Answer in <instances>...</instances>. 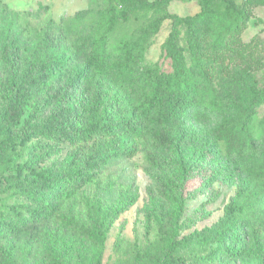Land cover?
<instances>
[{
  "label": "trees",
  "instance_id": "trees-1",
  "mask_svg": "<svg viewBox=\"0 0 264 264\" xmlns=\"http://www.w3.org/2000/svg\"><path fill=\"white\" fill-rule=\"evenodd\" d=\"M171 1L106 0L99 8L85 11L75 30L50 18L43 26L32 29L29 40L23 39L17 29V11L11 10L2 17L0 60L7 65L10 86L19 92V103L29 102L44 86L50 87L54 90L50 98L60 96L59 108L43 122L50 125L48 128L58 127L59 140L88 147L83 165L67 178L68 192L93 182V177L109 162L130 158L139 150L148 163L157 165L173 143L197 146L209 158L217 154L240 158L255 148L256 124L252 112L232 93L233 76H225L234 111L227 116L223 99L216 93L214 70L206 57L214 58L220 51L228 50L252 3L205 0L196 13L179 15L167 9ZM0 8L8 10L2 0ZM164 22L169 23V28L159 44L158 59L148 61L151 38ZM210 23L221 26L210 31ZM227 50L225 63L229 64L236 50ZM79 56L83 64L74 70ZM248 70L241 67L239 73L243 75ZM134 76L137 96H127L119 103L114 84ZM263 88L253 86L254 100L259 101ZM77 89L81 90L80 100L73 102L70 97ZM50 98L48 103L52 102ZM113 99L118 102L115 111ZM197 107L219 112L211 140L185 126L189 110ZM4 154L6 159L0 160V184L7 178L6 170L13 168L9 152ZM17 170L22 172L21 168ZM249 172L251 179L238 185L216 228L198 237L199 246L208 247V251L199 254L202 250L194 247L188 251L190 257L211 259L219 245L232 252L229 239H237L250 230L260 250L258 264H264V164L257 163ZM27 174L40 184L27 193V206H11L0 214V244L9 242L11 252V237L25 236L26 246L31 247L32 239L39 234L38 224L53 215L50 198L43 193L51 183L50 174L35 168L27 169ZM193 175L194 169H189L181 178ZM177 176L180 178V172ZM147 217L151 224V215ZM62 254L55 255L58 263ZM168 257V264H177L175 257L183 255L171 248ZM78 259L82 258L75 257L76 262ZM73 263L74 259L70 264Z\"/></svg>",
  "mask_w": 264,
  "mask_h": 264
},
{
  "label": "rangeland",
  "instance_id": "rangeland-1",
  "mask_svg": "<svg viewBox=\"0 0 264 264\" xmlns=\"http://www.w3.org/2000/svg\"><path fill=\"white\" fill-rule=\"evenodd\" d=\"M252 3L247 19L233 35L227 51L236 50L232 62L225 63L226 50L208 64L214 70L216 93L223 99L224 113L233 115L226 75H232L233 95L244 108L252 112L256 126L255 148L243 156L226 158L217 154L209 158L197 146H169L157 165L147 162L139 150L130 158L109 162L93 177V182L68 192L67 178L83 165L88 147L70 144L58 139V127L43 122L55 108H59V95L50 98L54 90L43 87L29 102L19 103V92L10 86L7 65L0 60V160L9 152L13 168L6 170L0 184V214L11 206H27V193L36 185V179L27 169H43L51 176V183L43 190L54 207L53 215L38 224L39 234L26 246V237H11L10 244L0 247V264H168L171 248L183 257H175L177 264H258L260 250L250 230L239 238L229 239L233 246L227 252L219 245L211 259L190 257L188 251L202 249L198 237L216 228L225 204L234 196L240 183L251 179L249 168L264 164V88L259 101L253 99V86H264V0H235ZM2 17L11 10L20 15L18 30L23 39L31 38L32 29L53 19L68 27L78 28L85 15L106 3V0H2ZM205 0H173L167 5L170 12L179 15L194 14ZM221 25L209 24L215 31ZM169 23L164 22L151 38L147 51L148 61L159 56V44L164 39ZM77 34H71V37ZM82 57L73 64L78 69ZM241 67L247 73L240 75ZM136 80L127 77L113 86L119 103L127 96H137ZM81 90L71 95V101L80 100ZM52 102L48 103V99ZM65 99H63L64 101ZM113 111L118 102L113 99ZM220 119L218 111L197 107L190 109L185 126L196 129L211 140L212 128ZM142 145V143H141ZM18 168L22 172H18ZM194 169V175L183 179L181 175ZM180 172V178L177 175ZM171 178L174 180L172 182ZM173 185V186H172ZM151 215V224L148 223ZM153 221V222H152ZM63 253L61 260L55 258ZM75 257L82 258L75 261Z\"/></svg>",
  "mask_w": 264,
  "mask_h": 264
}]
</instances>
